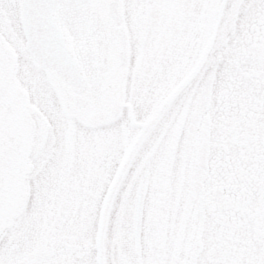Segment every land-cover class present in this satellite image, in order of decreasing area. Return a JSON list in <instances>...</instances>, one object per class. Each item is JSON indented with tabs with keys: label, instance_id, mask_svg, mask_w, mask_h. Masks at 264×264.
Returning <instances> with one entry per match:
<instances>
[{
	"label": "flooded vegetation",
	"instance_id": "flooded-vegetation-1",
	"mask_svg": "<svg viewBox=\"0 0 264 264\" xmlns=\"http://www.w3.org/2000/svg\"><path fill=\"white\" fill-rule=\"evenodd\" d=\"M61 6L65 12L59 20ZM140 6V12L125 13L119 4L114 15L90 0L77 9L61 2L53 12L69 50L80 47L78 54L72 52L83 76L80 91L63 77H10V60L0 42V234L24 191L42 194L38 202L49 191L51 147L62 153L68 143L77 147L90 174L97 173L100 186H107L90 245L67 243L60 251L44 238L45 243L4 264H65L61 252L88 253L95 264H102L101 254L103 264H110L108 257L128 256V241L124 248L115 242L127 234L108 240L116 209L119 216L131 211L133 252L142 255L152 197L159 213L168 201L173 204V240L193 244L184 256H173L174 264L204 263L210 243L213 252L243 256L250 251L252 260L244 264H264V67L259 66L264 62V0H143ZM2 14L3 36L22 45L21 32L27 50L22 15L10 20ZM88 60L95 65L92 77L81 67ZM53 111L57 126L52 123L51 129ZM117 137L122 155L110 181L99 160L113 158L108 146ZM137 158L142 170L136 193L129 194L127 207L116 208V195ZM145 165L157 170L156 192L150 190L155 180ZM62 168L65 185L66 165ZM196 175L200 180L194 184ZM101 190L86 191L85 199L96 202ZM180 224L188 231L184 235ZM3 236L17 241L13 234ZM146 237L164 240L160 230Z\"/></svg>",
	"mask_w": 264,
	"mask_h": 264
},
{
	"label": "rangeland",
	"instance_id": "rangeland-1",
	"mask_svg": "<svg viewBox=\"0 0 264 264\" xmlns=\"http://www.w3.org/2000/svg\"><path fill=\"white\" fill-rule=\"evenodd\" d=\"M121 5L123 12L125 13H137L140 12L143 0H116ZM93 3H97L99 9L107 10L109 0H93ZM22 0H0V42L6 47L4 51L7 54V58L10 60V77H15L16 80L21 77H59L52 69L41 65L35 61L27 50L23 49V43L25 41L23 34L20 32L21 44L18 45L12 40H7L1 30H3V14L5 11L10 20L14 16L20 19L21 17ZM92 6H88L83 9L89 10ZM217 11V4L213 6ZM64 7L61 6L57 12V18L60 20L63 13L65 12ZM26 50V51H25ZM72 52L78 54L81 50L76 44L75 48H72ZM12 57V59H11ZM90 59V58H89ZM183 62L180 64V68ZM260 67H264V62L259 64ZM83 70L87 72L88 77H92V71L95 69V65L91 60H88L86 64L81 66ZM179 68V70H181ZM50 125L52 129L53 124L57 126V112L49 113ZM52 132V131H51ZM119 136V135H117ZM52 137V135H51ZM117 137L112 141L111 147L108 146V151L114 153L113 158L100 159V167L103 168L106 178L113 180L122 153H118L120 148V141ZM51 159L50 164H53L50 168L54 175L51 187L49 191L46 189V194L41 201H37L36 197H41L42 194H36L31 189L24 191L19 196L15 210L8 216L2 234H13L17 238V241H5L4 236L0 234V264L6 263L11 258L19 257L27 251L41 245L44 242V238H48V243L59 247L60 251L64 250L63 245L67 243H77L81 246L83 243H92L95 234L94 219L97 214L100 216L103 203L105 202V189L107 186H100L98 183L97 173L90 174L86 161L83 155L77 150V147L70 145L66 146L64 153L60 152L57 147H51ZM139 158L135 159L132 163L131 168L126 173L125 178L120 186V189L116 195L114 204L116 208H125L130 204V195L136 193L138 182L140 179L142 170L138 167ZM65 164V185L62 183L60 178L63 170L62 165ZM145 167H148L145 165ZM150 171V179H154V185L150 184V190L156 192L159 188V177L157 175L156 168L153 170L148 167ZM163 172V169H162ZM51 179V178H50ZM47 181V180H46ZM151 181V180H150ZM29 187V181L26 180ZM131 186V190H130ZM102 189L101 194L96 202L86 200V191L92 190L94 194L95 189ZM107 193V192H106ZM130 194V195H129ZM129 195V196H128ZM42 198V197H41ZM134 199V197H133ZM148 202L149 210V222L147 223V229L144 227V239H145V251L142 255H138L133 252L134 241L132 237V226H131V211L127 215L122 210V214L117 213L118 209L112 215L111 227L109 230L110 238L113 239V235L127 234V237L118 238V247L124 248L123 242L128 241L130 246V253L128 256L121 255L118 257H108V262H114L113 264H174L173 256H184V253L189 252L193 248V244L190 240L183 242H176L174 238V232L172 221H171V202L168 201L165 206H162V212L156 211L154 208L157 206L155 197L150 198ZM64 202L63 209L59 214L58 205L60 202ZM94 206V207H93ZM93 207V209H92ZM53 208L51 214L49 211ZM12 221V230H9L8 224ZM157 221V222H155ZM185 227L180 224L179 233L184 235L188 232L184 229ZM160 230L161 234H164V240L161 241H149L146 237L148 234H154ZM86 235V237H85ZM186 236H183L185 238ZM173 238L175 240H173ZM50 240V241H49ZM143 240V239H142ZM176 243H175V242ZM212 243L208 247V253H206L204 263L202 264H226V262H232L237 264H244L245 261L252 260V254L248 251L245 255L239 253L224 254L219 252H213ZM184 251V253H183ZM80 252V251H79ZM173 252V253H172ZM181 253V255H179ZM65 254V264H95V259L90 257L88 253H60ZM170 255L171 258H170ZM250 255V256H249ZM146 256V258H145ZM155 256V257H154ZM143 257V259H142ZM182 257L180 258V260ZM181 264V263H179Z\"/></svg>",
	"mask_w": 264,
	"mask_h": 264
},
{
	"label": "water",
	"instance_id": "water-1",
	"mask_svg": "<svg viewBox=\"0 0 264 264\" xmlns=\"http://www.w3.org/2000/svg\"><path fill=\"white\" fill-rule=\"evenodd\" d=\"M59 1H64L74 8L84 6L89 2V0H24L23 19L27 46L38 61L52 68L59 76L66 78L75 89L80 91L83 88L82 74L72 54L68 51L64 38L51 14ZM109 8L115 15L118 5L116 2H112ZM126 167L127 164L117 179L118 183ZM198 178V176L194 178V183H198ZM115 189L116 187H114L108 198L107 207L111 202ZM141 206L142 196L139 195L137 199L138 211L135 218L137 238H139L140 233ZM100 240L102 241V236Z\"/></svg>",
	"mask_w": 264,
	"mask_h": 264
}]
</instances>
